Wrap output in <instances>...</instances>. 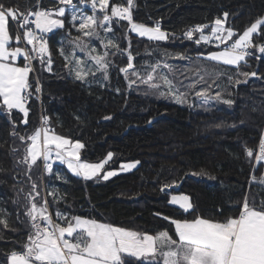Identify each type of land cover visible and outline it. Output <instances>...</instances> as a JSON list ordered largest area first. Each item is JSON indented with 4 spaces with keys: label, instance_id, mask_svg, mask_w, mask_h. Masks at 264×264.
<instances>
[{
    "label": "trees",
    "instance_id": "obj_1",
    "mask_svg": "<svg viewBox=\"0 0 264 264\" xmlns=\"http://www.w3.org/2000/svg\"><path fill=\"white\" fill-rule=\"evenodd\" d=\"M2 2L19 5L21 11L36 4V0ZM122 2L126 4V0ZM135 3L134 21L148 26L159 22L161 30L170 38L148 41L129 32L134 69L141 71L146 63L165 59L166 64L172 66V72L169 73L164 65L161 67L179 91L184 92L193 77L185 79L182 73L197 64H205L212 75L226 73L217 81L219 87L214 86L213 90L221 91L234 104L228 106L210 101L203 105L192 96L188 97L189 103L179 104L170 96L144 95L145 85L129 88L120 72V68L127 66L126 54L107 57L111 62L107 80L100 79V72L86 77V82L76 80L74 73L70 74L65 68V61L58 51L63 47L71 53L69 41L80 35L69 22L71 13H67L65 28L54 30L45 37L52 54L51 72L45 71L39 60L34 61L35 77L39 79L42 91L40 102L34 96L26 105L29 108L27 125L21 122L24 117L17 110H13L11 117L6 111H0V210L7 211L10 225L18 229L0 231V262L5 261V254L11 250L22 251L31 231L28 218L23 215L25 208L21 207L27 204L25 193L31 191V182L25 174L27 165L17 164V160L23 159L26 147L19 136L30 135L39 127L40 113L48 117L54 133L84 145L80 151L81 162L97 163L107 153H113L101 176L87 181L70 174L61 165H53L51 173L43 174L41 160L33 166L31 177L39 185L38 202L48 200L54 220L56 212L60 211L132 230L155 234L167 229L173 233L170 223L156 213L188 219L202 214L224 220L238 214L236 210L244 193H256L257 202L264 197L261 188L258 191L255 184L249 183L252 177L261 175L262 164L252 175V158L245 154V147L256 148L264 127V54L254 48L248 49L253 55L247 56L237 68L202 57L198 59V53L207 54L216 48L196 45L178 37L197 24L211 25L217 17L223 18L225 12L229 14L225 26L242 33L258 17H264V0H135ZM52 4L43 2L42 7L48 8ZM74 6L86 15L92 14L89 7ZM102 17L103 14H99V18ZM16 27L13 23V37ZM113 27L114 38L122 48H127L128 41L124 39L127 22L121 21L117 25L113 21ZM194 38H199V34ZM254 39L264 43V36ZM12 46H16L14 41ZM177 53L186 58L177 59ZM257 56L261 58L256 59ZM245 72L256 75L249 76L245 84L233 86L236 79H245L242 75ZM228 75L233 77L231 81ZM30 82L31 90L35 92L32 74ZM162 90L166 91V88L162 87ZM13 121L17 125V136L10 134ZM14 148L16 152L12 151ZM132 162L139 163L133 171L107 181L102 179L103 172L117 170L121 164ZM201 170L207 175H192ZM48 192H55L59 199L48 196ZM171 195H188L196 212L187 215L171 206ZM17 210L20 221L16 218Z\"/></svg>",
    "mask_w": 264,
    "mask_h": 264
},
{
    "label": "snow or ice",
    "instance_id": "obj_2",
    "mask_svg": "<svg viewBox=\"0 0 264 264\" xmlns=\"http://www.w3.org/2000/svg\"><path fill=\"white\" fill-rule=\"evenodd\" d=\"M80 2L85 3L87 0ZM90 5L92 14L86 15L75 8L73 0H53L52 6L48 8L42 7L41 0H36L35 6L25 11H21L19 5L5 4L0 0V111H6L11 117L13 110H17L23 114L24 119L21 122L27 125L29 108L26 105L33 96L42 91L38 78L35 92L31 90L33 85L29 74L35 71L33 61L39 60L41 65L45 66L44 70L51 72L52 54L45 37L53 30L65 28L69 12V22L80 35L69 41L72 45L71 53L66 52L63 47L58 51L65 61V68L70 74L74 73L76 80L86 82V77L95 76L97 72H101L107 80L111 64L107 57L126 54L128 63L126 67L120 68V72L128 81L129 88L145 85L147 91L144 95L158 93L162 97L170 96L181 104L189 103V96L203 105L210 101L228 106L234 104V101L225 98L221 91L213 90L214 86L219 87L217 81L226 73L217 72L212 75L205 64H197L182 73L185 79L193 77L185 86L184 92L179 91L168 73L159 72L160 61L149 65L151 71L146 77L134 69L129 32L148 41L159 42L170 38L168 33L161 30L159 22H156L155 26H148L134 21L132 10L136 7L135 0H126V4L122 0H90ZM99 14H103L102 19ZM228 15L225 12L223 18L217 17L212 22L210 35L205 34V29L209 27L205 24H197L183 35L189 41L194 40L196 45L202 42L208 44L213 39L217 42V48L224 45L220 51L198 53V59L202 57L210 62L238 68L246 56L253 55L248 49L254 48L264 54V43H257L254 39L264 36V17H258L242 33H237L232 27L225 26ZM113 21L117 25L121 21L127 22L124 33V39L128 41L127 48H122L114 38ZM13 23L17 26L14 37ZM101 31L105 33L104 36H101ZM109 33L113 34V38H109ZM196 34H199V38L194 39ZM234 37L236 38L233 39ZM93 39L100 41V47L104 49L102 53L91 43ZM13 41L15 47L12 46ZM109 49L115 51L110 52ZM77 51L84 56L76 55ZM19 58L23 59L22 65L18 63ZM176 58L183 60L186 57L177 53ZM88 60L92 62L91 65L87 63ZM164 67L169 69V73L172 72L171 65L164 64ZM242 75L245 79H236L233 86L247 83V78L255 76L256 73L245 72ZM227 78L230 81L233 79L231 75ZM162 87L166 88V91L162 90ZM48 123V117H42L44 127L36 128L30 135L19 136L21 143L26 144V147L23 159H18L17 164L27 165L28 171L25 174L31 182V191L25 193L27 204L21 207L25 208L23 215L28 218L31 231L22 245L23 250L13 249L6 253L5 261L0 264H264V197L257 202V194L251 191L244 193L243 200L239 202L236 210L238 214L230 215L224 220L207 218L202 214L188 219L156 213L155 215L170 223L173 233L167 229L155 234L132 230L94 218L70 216L60 211L56 212L54 220L49 212L48 200L38 202L40 191L39 185L32 181L33 166L43 160L45 172L51 173L53 164L50 161L58 160L67 165L74 175L87 181L101 176L105 166L112 160L113 153H107V156L97 163L81 162L80 150L84 145L55 134L46 126ZM12 127L10 134L17 136L15 121L12 122ZM12 151L16 152L17 149ZM245 154L248 158L254 156L257 162L264 161V133L260 136L258 150L254 152L253 149L245 147ZM137 163L121 164L120 171H129L135 168ZM117 174L115 170L106 171L103 172L102 179L107 181ZM192 175L207 173L201 170L200 173L193 172ZM249 183L251 185L252 182ZM161 191H164V188ZM47 195L59 199L55 192H48ZM169 203L178 205L187 215L196 212V207L188 195H173ZM0 212L3 213L0 215V231H18L10 225L7 211ZM16 218L20 221L19 210Z\"/></svg>",
    "mask_w": 264,
    "mask_h": 264
},
{
    "label": "rangeland",
    "instance_id": "obj_3",
    "mask_svg": "<svg viewBox=\"0 0 264 264\" xmlns=\"http://www.w3.org/2000/svg\"><path fill=\"white\" fill-rule=\"evenodd\" d=\"M80 0H73V2H79ZM82 4H85L86 5V7H89L90 9H91V5H90V0H87V2H85V3H82ZM126 22V21H125ZM211 29V25H209V27L208 28H206L205 29V34L206 35H210V33H211V30L210 31H208L207 29ZM54 31V30H53ZM131 33V32H130ZM131 34H133V35H135L136 36V34L135 33H131ZM105 35V33H101V36H104ZM108 36H109V38H113V36L112 35H110V34H107ZM138 37V36H137ZM144 39H146V38H144ZM213 41H215L214 39H213ZM230 43H231V41H229ZM91 43L95 46V47H97V50L99 51V52H103L104 51V49L102 48V47H100V41L99 40H97V39H93L92 41H91ZM98 45H99V47H98ZM110 50V49H109ZM221 49H216V50H213V51H220ZM71 51H72V48H71ZM78 56H80V57H83L84 56V54L83 53H81V52H79L78 54H77ZM158 59V58H157ZM157 61H160V68H159V72H164V73H167L166 71H165V69L164 68H162L161 66L162 65H164V64H166V61H165V59H158V60H155V62H154V64L157 62ZM87 63L89 64V65H91L92 64V62L90 61V60H88L87 61ZM220 64H222V63H220ZM149 65H151V64H149V63H146L145 64V68H143L140 72L142 73V75L143 76H145L146 77V75H147V73L148 72H150L151 71V68L149 67ZM229 66V65H228ZM233 67H235V66H233ZM158 74V73H157ZM100 79H104V77H103V74L100 72ZM135 79V78H134ZM173 101L174 102H176L174 99H173ZM177 103V102H176ZM179 104H181V103H179ZM56 134V133H55ZM58 135V134H57ZM73 142H75V141H73ZM81 151V150H80ZM262 162V161H261ZM261 162H258L257 163V165H256V167L255 168H257L259 165H260V163ZM53 165H61V166H63L70 174H72V175H74L71 171H69L68 170V168H67V165H65V164H61L58 160H54L53 162H51ZM132 163H134V162H132ZM252 163H253V157H252ZM121 166V165H120ZM120 166H119V168L117 169V170H115V171H117L118 172V174H122V173H128V172H131V171H133L134 169H136L138 166H139V163H137L136 164V167L135 168H133V169H131V170H129V171H120ZM113 171V170H112ZM253 172H255V170L253 171ZM253 172H252V175H253ZM117 174V175H118ZM74 176H76V175H74ZM262 176L264 177V175L262 174ZM261 176V177H262ZM78 177V176H77ZM114 177V176H113ZM82 178V177H81ZM110 178H112V177H110ZM109 178V179H110ZM250 181L253 183V184H255L256 186H257V189H258V191H260L261 189H262V191H264V186H263V183H261V181H263V180H259L258 181V179L257 180H255V178L254 177H252L251 179H250ZM260 187H262L261 189H260ZM260 189V190H259Z\"/></svg>",
    "mask_w": 264,
    "mask_h": 264
},
{
    "label": "built area",
    "instance_id": "obj_4",
    "mask_svg": "<svg viewBox=\"0 0 264 264\" xmlns=\"http://www.w3.org/2000/svg\"><path fill=\"white\" fill-rule=\"evenodd\" d=\"M43 2H50V3H53V0H41V5H42V3ZM74 5H80V6H82V7H86V6H84V4H82L80 1L78 2V4H76V3H73ZM192 28H194V27H192ZM178 37H182L183 39H185V40H187L185 37H184V35H178ZM193 42H194V40H193ZM207 46H210V47H214V48H217L216 47V43L214 42V41H211L210 43H208V44H206ZM219 48H224V46H220ZM33 64H34V61H33ZM30 74H33V76L35 77V74H34V72H32V73H30ZM36 81H37V79L35 78V85H36ZM36 96H38V98H37V100H38V102H40V97H39V93L36 95ZM34 97V96H33ZM42 117H44V116H42L41 115V113H40V116H39V127H44V125L42 124ZM47 127H49L53 132L55 131L54 130V127H52L51 125H50V123H48V125H46ZM38 127V128H39ZM260 140V139H259ZM259 143V142H258ZM251 149H253L254 150V152L255 151H257L258 150V144H257V146H256V148H251ZM257 161L255 160V157L253 156V166H252V172L255 170V167H256V165H257ZM255 166V167H254ZM44 171V162H43V160H42V172Z\"/></svg>",
    "mask_w": 264,
    "mask_h": 264
},
{
    "label": "crops",
    "instance_id": "obj_5",
    "mask_svg": "<svg viewBox=\"0 0 264 264\" xmlns=\"http://www.w3.org/2000/svg\"><path fill=\"white\" fill-rule=\"evenodd\" d=\"M208 31H210L211 29L209 28V29H207ZM22 61V58H19L18 59V63L20 64V62ZM23 62V61H22ZM243 62V61H242ZM218 63V62H217ZM241 63V62H240ZM230 66V65H229ZM30 75V74H29ZM260 164H262V173H261V175L260 176H258V177H256L255 178V180H257L258 179V181L260 180H263L264 181V177L262 176V174L264 175V161H262ZM262 176V177H261ZM263 186H264V183H263ZM260 188H262V187H260ZM171 196H173V195H171ZM171 196H170V198H169V201H170V199H171ZM177 196H179V195H177ZM170 204V203H169ZM171 205V204H170ZM171 206H173V207H176V208H179L178 207V205H171Z\"/></svg>",
    "mask_w": 264,
    "mask_h": 264
},
{
    "label": "bare ground",
    "instance_id": "obj_6",
    "mask_svg": "<svg viewBox=\"0 0 264 264\" xmlns=\"http://www.w3.org/2000/svg\"><path fill=\"white\" fill-rule=\"evenodd\" d=\"M35 87V86H34Z\"/></svg>",
    "mask_w": 264,
    "mask_h": 264
}]
</instances>
